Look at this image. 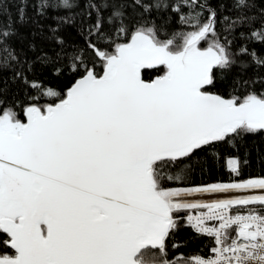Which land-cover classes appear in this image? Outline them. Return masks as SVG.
Here are the masks:
<instances>
[{
    "label": "snow or ice",
    "instance_id": "obj_1",
    "mask_svg": "<svg viewBox=\"0 0 264 264\" xmlns=\"http://www.w3.org/2000/svg\"><path fill=\"white\" fill-rule=\"evenodd\" d=\"M12 2L0 0V264H149V251L152 264H264V177L164 186L190 170L185 164L166 176L169 165L264 132V91L255 89V78H245L250 65L242 59L264 67V58L247 47L264 44V8L257 0H230L236 16L222 21L210 0H175L171 9L188 30L170 35L167 20L157 25L148 18L153 9L169 7L159 0H87L86 15L95 11L96 20L82 24L83 46L64 50L55 28L47 37L62 49L57 59L79 72L63 94L29 80L35 64L51 58L29 60L9 43L17 35L6 7ZM26 2L17 9L20 21ZM57 6L71 5L41 3L38 14ZM245 27L250 31L236 34ZM237 40L244 43L234 49ZM161 66L163 75L143 79L142 70ZM234 66L241 74L228 83ZM3 70L11 75L4 78ZM217 72L240 95L206 91ZM17 81L24 97L6 99L7 85ZM240 163L238 156L226 161L236 175ZM181 219L212 239L207 257L166 259L167 240Z\"/></svg>",
    "mask_w": 264,
    "mask_h": 264
},
{
    "label": "trees",
    "instance_id": "obj_2",
    "mask_svg": "<svg viewBox=\"0 0 264 264\" xmlns=\"http://www.w3.org/2000/svg\"><path fill=\"white\" fill-rule=\"evenodd\" d=\"M87 0H67L68 5L43 8L41 11L43 15L38 14L37 5L41 3L63 5V0H27L24 20L20 21L17 13V9L21 7V0H14L12 3H6V7L10 9L8 15L13 22V27L17 33L12 37L9 43L12 47L21 54L26 56L29 60L35 61L37 57L41 55H47L50 57V61L47 64H35L34 74H29V80H37L42 82L44 86L51 87L54 90L63 94L67 87L79 76V72L75 75L70 70L69 61L64 58L57 59V54L62 52L61 47L54 41L47 37L50 35V29H57V35H59L64 41V50L71 51L73 47L84 45V38L81 35L82 24L86 26L88 23H93L96 20V12L92 11L91 16L86 15L85 3ZM96 3H100L101 0H94ZM129 3L132 0H128ZM164 5L168 4L169 7H161L159 9H153L149 15V19L155 20L157 25H160L164 20L168 23L165 25V30L170 35L174 31H180L184 29L188 30V27L181 25L180 14L175 13L171 9V4L175 0H159ZM213 7L216 8L218 13V21H222L224 16L235 17L236 12L232 10L230 0H210ZM223 5V7H221ZM257 6L264 8V3L257 0ZM111 9L102 10L103 16H108ZM126 11L132 14L133 9L128 8ZM137 12L141 9L137 8ZM188 9H183V14L187 15ZM207 13H205V16ZM61 18H64L63 20ZM68 22H64V21ZM225 23L218 22L217 29H223ZM259 25L257 24V27ZM240 31L249 32L248 28H237L236 34ZM161 38H164L163 36ZM123 39V37H121ZM243 41L237 40L233 44V48H239ZM35 44V50L30 49L29 45ZM249 49L255 48L258 55L264 58V44L249 42L247 43ZM242 59L249 61V67L243 70L245 78H255V89L260 92L264 91V67H257L251 64L250 58L247 56ZM97 72H102V66L98 63ZM165 69L161 66L158 70H142V77L145 80H151L154 76L162 75ZM241 74V69L238 66H234L230 72L227 73V81L230 83L233 77ZM11 75L9 70H3L2 76L8 78ZM9 91L6 96L10 98L12 95L19 93L18 99H22L25 95L23 86L19 81L16 83H9L7 85ZM206 91L221 94L224 96L240 95V92L233 93L221 76L220 72H217L214 85L206 86ZM32 92V89H28ZM45 101H41L44 103ZM21 113L20 118L23 120L22 109L17 108ZM236 145L233 147L228 143H218L212 148H205L202 151H197L190 160L182 161L175 167L169 165L165 169V175H175L180 168L185 164L190 165V170L187 171L182 181H164L165 187H192L199 185H207L217 182H231L235 180L243 181L249 178L264 177V132L259 134H249L243 138H239L234 141ZM238 156L240 158V172L239 175L232 173L226 164L229 157ZM247 160L248 163L244 164L243 161ZM184 213H180L182 216ZM181 227L174 233L172 237L167 240V256L166 259H173L178 255L191 256L193 254H199L202 256L207 255L213 246L211 238L206 236L197 235L191 227L184 226V221H180ZM177 244V247H173V244ZM152 252L149 251L146 254L145 259L151 263Z\"/></svg>",
    "mask_w": 264,
    "mask_h": 264
},
{
    "label": "built area",
    "instance_id": "obj_3",
    "mask_svg": "<svg viewBox=\"0 0 264 264\" xmlns=\"http://www.w3.org/2000/svg\"><path fill=\"white\" fill-rule=\"evenodd\" d=\"M237 211H243V210H241V209H238ZM233 214H235V212L233 213ZM185 215H187V213H184L181 217H184ZM192 229V228H191ZM193 230V229H192ZM232 234L234 235L235 233H234V231L232 232ZM212 240V239H211ZM213 243V242H212ZM210 254V252L207 254V255H205V256H203V257H207L208 255ZM202 256V255H201ZM176 257H188V256H182V255H178V256H176ZM175 257V258H176ZM174 259V258H173ZM170 260H172V259H170Z\"/></svg>",
    "mask_w": 264,
    "mask_h": 264
},
{
    "label": "water",
    "instance_id": "obj_4",
    "mask_svg": "<svg viewBox=\"0 0 264 264\" xmlns=\"http://www.w3.org/2000/svg\"><path fill=\"white\" fill-rule=\"evenodd\" d=\"M101 74H102V72H101ZM163 75V74H162ZM156 77H158V76H154L152 79H155ZM151 79V80H152ZM145 81H150V80H145ZM209 92V91H208ZM210 93H212V92H210Z\"/></svg>",
    "mask_w": 264,
    "mask_h": 264
},
{
    "label": "bare ground",
    "instance_id": "obj_5",
    "mask_svg": "<svg viewBox=\"0 0 264 264\" xmlns=\"http://www.w3.org/2000/svg\"><path fill=\"white\" fill-rule=\"evenodd\" d=\"M257 191H258V190H257ZM232 195H238V194L234 193V194H232Z\"/></svg>",
    "mask_w": 264,
    "mask_h": 264
},
{
    "label": "rangeland",
    "instance_id": "obj_6",
    "mask_svg": "<svg viewBox=\"0 0 264 264\" xmlns=\"http://www.w3.org/2000/svg\"><path fill=\"white\" fill-rule=\"evenodd\" d=\"M149 264H152V262H151V263H149Z\"/></svg>",
    "mask_w": 264,
    "mask_h": 264
}]
</instances>
